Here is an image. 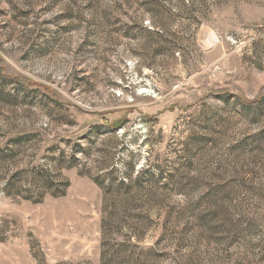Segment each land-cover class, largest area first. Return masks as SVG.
<instances>
[{
  "label": "rangeland",
  "instance_id": "1",
  "mask_svg": "<svg viewBox=\"0 0 264 264\" xmlns=\"http://www.w3.org/2000/svg\"><path fill=\"white\" fill-rule=\"evenodd\" d=\"M0 264H264V0H0Z\"/></svg>",
  "mask_w": 264,
  "mask_h": 264
}]
</instances>
